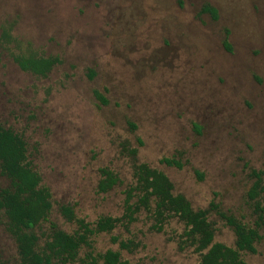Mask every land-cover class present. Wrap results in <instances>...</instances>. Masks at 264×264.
<instances>
[{
  "label": "rangeland",
  "instance_id": "obj_1",
  "mask_svg": "<svg viewBox=\"0 0 264 264\" xmlns=\"http://www.w3.org/2000/svg\"><path fill=\"white\" fill-rule=\"evenodd\" d=\"M206 4L218 19L202 12ZM227 31L232 51L224 46ZM22 50L62 63L38 77L14 62L12 52ZM0 122L27 139L53 194L51 218L67 231L76 225L62 216V204L90 222L123 213L131 148L196 209L214 201L252 224L251 172L264 169V0H0ZM102 167L121 179L106 193L98 190ZM8 185L0 173V188ZM210 219L215 241L233 246V229L215 212ZM151 223L143 211L130 231L118 226L93 236L80 257L119 249L115 234L138 243L122 250L129 264H198L193 249L179 248L182 222L172 219L160 232ZM261 232L258 252L244 253L246 264H264V226ZM0 255L19 263L1 220Z\"/></svg>",
  "mask_w": 264,
  "mask_h": 264
},
{
  "label": "trees",
  "instance_id": "obj_2",
  "mask_svg": "<svg viewBox=\"0 0 264 264\" xmlns=\"http://www.w3.org/2000/svg\"><path fill=\"white\" fill-rule=\"evenodd\" d=\"M183 5V0H179ZM218 19V9L210 4L202 8ZM7 34H5L6 36ZM224 46L232 51L227 31ZM14 62L23 71L38 77H48L62 63L58 55H39L35 52H12ZM95 72L91 70L90 77ZM96 96L103 104L108 98L99 90ZM133 128L136 124L132 123ZM143 144L142 140H139ZM134 158L133 182L125 190L124 211L120 216L105 215L95 222L79 217L71 204H62L59 211L76 228L70 232L52 220L54 210L51 189L43 184L41 173L30 159L28 141L25 136L12 127L0 122V173L9 179V185L0 188V220L7 232L15 239L19 254L18 264H74L85 259L87 264H129L122 257V250L134 251L138 247L133 239H124L113 234L111 239L119 244V249L109 248L93 255L87 253L81 258L84 247H92V238L100 233H111L118 226L130 231L145 211L152 221L150 228L158 232L177 219L184 224V230L178 234L181 250L193 249L199 255L198 264H246L244 253H257V244L263 238L264 226V169H253L254 179L247 195L251 201L254 223H249L236 214L222 209L212 201L206 208L196 209L183 193H176L170 177L162 170L146 162H137L138 148H131ZM161 162L169 166L183 168L181 160L164 157ZM99 192H109L121 181L120 176L109 167L100 169ZM203 177V174H200ZM215 212L235 234L234 245L215 241L217 228L210 219ZM49 224L47 231H37L43 224ZM0 264H10L0 255Z\"/></svg>",
  "mask_w": 264,
  "mask_h": 264
}]
</instances>
